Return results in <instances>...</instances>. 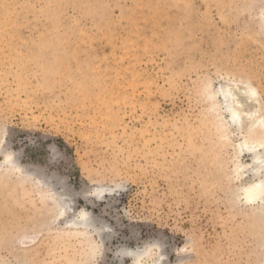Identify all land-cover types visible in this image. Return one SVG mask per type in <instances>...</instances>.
<instances>
[{"label": "rangeland", "instance_id": "rangeland-1", "mask_svg": "<svg viewBox=\"0 0 264 264\" xmlns=\"http://www.w3.org/2000/svg\"><path fill=\"white\" fill-rule=\"evenodd\" d=\"M249 77L264 120V0H0V264H264Z\"/></svg>", "mask_w": 264, "mask_h": 264}, {"label": "bare ground", "instance_id": "bare-ground-1", "mask_svg": "<svg viewBox=\"0 0 264 264\" xmlns=\"http://www.w3.org/2000/svg\"><path fill=\"white\" fill-rule=\"evenodd\" d=\"M243 90H245V93H242ZM243 90L238 88L237 84L232 86L231 88L223 85L218 90V94L221 96L224 102L225 110L228 114V118L230 122L237 127L241 126V122H242L241 119L243 118V113L245 112L247 114L248 119L251 121V127L249 128H256L258 126H262L263 124L262 122H264V120L259 116L256 110V105L253 100V98L254 99L257 98L258 95L256 94V96H253L251 94L250 89L246 86L243 87ZM239 104L241 105L240 107L238 106ZM257 141L252 142L249 141L247 138H245L244 141L241 142L239 145L240 150L242 152L247 151L252 156L251 157L252 163L250 164V166L252 167L253 180L250 183L244 185L239 193V196L242 197L246 201V203H247L248 189H251L254 186L261 185L262 183H264V164H261L259 162L262 158L261 154H264V149L258 146ZM254 146H255V151L252 150ZM13 161H14L13 154L7 153L4 157V161L0 163V168H3L5 165L6 167L4 168H7L8 170L15 172L20 171L19 166L14 167L12 165ZM243 168H244L243 165L240 164V166H238L237 168V171L240 173V171H242ZM41 182L45 183V180L42 179ZM64 197H65L64 195H59L53 198L56 205V213H55L56 218L64 217L70 210L69 202ZM248 204H259V202L257 201ZM70 223L72 225H88V226L92 224L90 223V218L88 213L85 211L80 212L78 216H76L70 221ZM120 252L122 255L130 253L127 250H123ZM131 254L134 259L133 264H161V256L158 259H154L152 263L143 262V258L145 256L151 255L149 249L144 250L142 252L132 251Z\"/></svg>", "mask_w": 264, "mask_h": 264}, {"label": "snow or ice", "instance_id": "snow-or-ice-1", "mask_svg": "<svg viewBox=\"0 0 264 264\" xmlns=\"http://www.w3.org/2000/svg\"><path fill=\"white\" fill-rule=\"evenodd\" d=\"M241 76H244L246 74V70L240 72ZM249 84L246 85L253 96H256L257 92L256 89L252 86L251 84V77H249ZM264 123V122H262ZM250 133L254 132V129L249 130ZM258 146L262 149H264V132H261L259 139L257 141ZM255 151V146L252 149ZM262 158L259 161L261 164H264V154H261ZM259 202L260 204V212H259V217H260V222L262 228H264V183L261 185L254 186L251 189H248V196H247V203H254V202Z\"/></svg>", "mask_w": 264, "mask_h": 264}]
</instances>
